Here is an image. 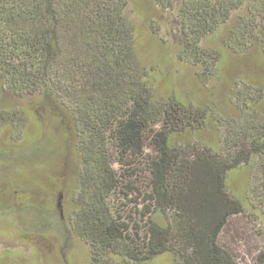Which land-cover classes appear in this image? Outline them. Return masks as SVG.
<instances>
[{"label":"trees","instance_id":"obj_1","mask_svg":"<svg viewBox=\"0 0 264 264\" xmlns=\"http://www.w3.org/2000/svg\"><path fill=\"white\" fill-rule=\"evenodd\" d=\"M156 1L178 6L176 55L198 68L196 99L157 91L128 0H0V82L70 121L67 219L90 264H246L223 237L250 239L246 224L264 216V0ZM254 246L249 264H264Z\"/></svg>","mask_w":264,"mask_h":264},{"label":"rangeland","instance_id":"obj_2","mask_svg":"<svg viewBox=\"0 0 264 264\" xmlns=\"http://www.w3.org/2000/svg\"><path fill=\"white\" fill-rule=\"evenodd\" d=\"M174 12L162 10L156 0H128L136 54L157 91L196 99L205 88L195 74L198 68L177 58ZM53 110H57L53 100L13 95L0 82V264H90L87 244L67 219L71 194L77 191L74 136L69 119L57 118ZM245 177L240 172L230 181L240 195ZM245 228L250 239L223 240L249 264L254 244L264 247V216L252 229L250 223ZM156 261L172 262L168 254Z\"/></svg>","mask_w":264,"mask_h":264}]
</instances>
